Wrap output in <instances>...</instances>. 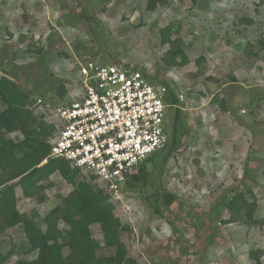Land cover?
I'll return each mask as SVG.
<instances>
[{"label":"rangeland","instance_id":"rangeland-1","mask_svg":"<svg viewBox=\"0 0 264 264\" xmlns=\"http://www.w3.org/2000/svg\"><path fill=\"white\" fill-rule=\"evenodd\" d=\"M86 61L141 71L171 98L165 119L171 139L145 164L146 185L129 179L115 200L95 179L77 174L108 197L130 228L120 236L128 258L264 264V223L255 224L264 220V0H0V79L29 96L50 146L60 129L57 112L72 102ZM6 108L0 101V111ZM2 135L23 140L20 133ZM73 191L55 173L36 182L33 197L18 186L17 209L37 212L36 225L46 231V217ZM167 193L175 203L164 202ZM236 196L252 207L230 212ZM90 229L101 245L97 256H112L100 226ZM28 248L23 226L0 233V253L15 252L7 264L35 261L38 253Z\"/></svg>","mask_w":264,"mask_h":264},{"label":"trees","instance_id":"trees-1","mask_svg":"<svg viewBox=\"0 0 264 264\" xmlns=\"http://www.w3.org/2000/svg\"><path fill=\"white\" fill-rule=\"evenodd\" d=\"M29 100V96L15 82L7 77L0 79V101L7 106L0 111V133H20L23 136L21 142L0 136V169L5 175L0 180V233L23 226L29 243L28 251L38 253L35 261L17 264H137L128 258L127 248L120 238L130 228L114 215V206L108 202V197L102 191L94 190L89 184L78 182L76 178L80 171L72 169L66 161L49 159L41 166L50 155L51 146L43 137L45 124L33 115ZM169 102L171 98L168 95L167 103ZM151 159L152 157L127 179L132 180L130 184L148 183L145 164ZM55 173H59L69 182L74 191L65 200L64 207H57L49 213L45 219L47 229L42 231L36 225L37 212L18 211L16 188L20 186L26 197H33L31 189L35 188L36 182ZM238 197L229 203L230 212H235L239 206L252 207L246 198ZM176 199L175 195H164L167 205L175 203ZM61 222L68 226L67 230L60 229ZM257 223L263 224L264 220L255 222ZM93 225L100 226L104 246L114 250L112 256H97L101 245L92 237L90 228ZM66 248L70 252L64 256L63 251ZM14 254L13 249L0 253V264H7ZM255 261L256 264H261L259 260Z\"/></svg>","mask_w":264,"mask_h":264},{"label":"built area","instance_id":"built-area-1","mask_svg":"<svg viewBox=\"0 0 264 264\" xmlns=\"http://www.w3.org/2000/svg\"><path fill=\"white\" fill-rule=\"evenodd\" d=\"M76 80L72 102L57 112L60 129L44 162H68L119 200V186L169 142L168 90L115 63L86 61Z\"/></svg>","mask_w":264,"mask_h":264}]
</instances>
